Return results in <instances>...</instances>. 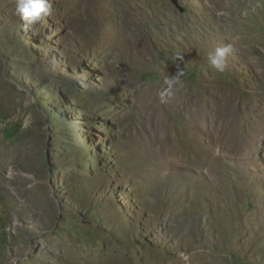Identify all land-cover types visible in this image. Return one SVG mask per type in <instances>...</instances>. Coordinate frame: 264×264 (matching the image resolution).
<instances>
[{"label": "rangeland", "instance_id": "rangeland-1", "mask_svg": "<svg viewBox=\"0 0 264 264\" xmlns=\"http://www.w3.org/2000/svg\"><path fill=\"white\" fill-rule=\"evenodd\" d=\"M50 3L0 0V264H264V0Z\"/></svg>", "mask_w": 264, "mask_h": 264}, {"label": "clouds", "instance_id": "clouds-1", "mask_svg": "<svg viewBox=\"0 0 264 264\" xmlns=\"http://www.w3.org/2000/svg\"><path fill=\"white\" fill-rule=\"evenodd\" d=\"M51 8L50 0H16L14 15L18 16L26 25H33L48 16ZM225 55L226 49H217L214 54H210L208 58L210 66L218 72H223L226 67ZM175 82L174 79L170 81V84Z\"/></svg>", "mask_w": 264, "mask_h": 264}, {"label": "bare ground", "instance_id": "bare-ground-1", "mask_svg": "<svg viewBox=\"0 0 264 264\" xmlns=\"http://www.w3.org/2000/svg\"><path fill=\"white\" fill-rule=\"evenodd\" d=\"M192 155V154H191ZM190 154H188V157H190V158H192V156H191Z\"/></svg>", "mask_w": 264, "mask_h": 264}]
</instances>
